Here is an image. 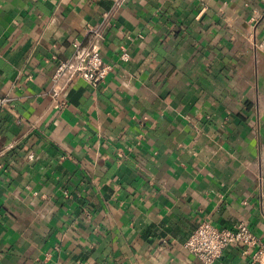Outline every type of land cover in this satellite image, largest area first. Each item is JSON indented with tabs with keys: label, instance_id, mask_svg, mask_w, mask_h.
I'll use <instances>...</instances> for the list:
<instances>
[{
	"label": "crops",
	"instance_id": "1",
	"mask_svg": "<svg viewBox=\"0 0 264 264\" xmlns=\"http://www.w3.org/2000/svg\"><path fill=\"white\" fill-rule=\"evenodd\" d=\"M74 44L105 83H53ZM0 96V264H200L203 222L264 264V0H0Z\"/></svg>",
	"mask_w": 264,
	"mask_h": 264
},
{
	"label": "built area",
	"instance_id": "2",
	"mask_svg": "<svg viewBox=\"0 0 264 264\" xmlns=\"http://www.w3.org/2000/svg\"><path fill=\"white\" fill-rule=\"evenodd\" d=\"M90 32L95 33L93 30ZM73 47L76 50L74 56L57 64L52 78L53 83H59L64 77L69 80L83 79L94 85L105 83L112 68L105 63L100 52L96 49L82 51L78 44H74ZM121 60L129 62V53L124 51ZM10 101L9 97L0 96V111L8 107ZM66 106L65 102L60 105L62 108ZM258 245V239L245 223H240L234 229H220L209 222H203L183 243V248L200 264H216L229 247L253 249ZM263 254L264 246L260 245L254 259L258 260Z\"/></svg>",
	"mask_w": 264,
	"mask_h": 264
}]
</instances>
